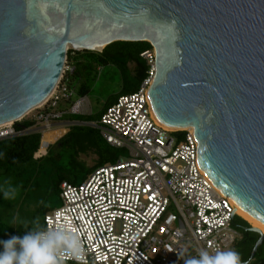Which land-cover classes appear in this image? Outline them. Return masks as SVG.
<instances>
[{
    "label": "water",
    "instance_id": "water-1",
    "mask_svg": "<svg viewBox=\"0 0 264 264\" xmlns=\"http://www.w3.org/2000/svg\"><path fill=\"white\" fill-rule=\"evenodd\" d=\"M114 42L150 44L155 119L191 130L199 171L264 227V0H0V126L51 95L69 48Z\"/></svg>",
    "mask_w": 264,
    "mask_h": 264
},
{
    "label": "built area",
    "instance_id": "built-area-1",
    "mask_svg": "<svg viewBox=\"0 0 264 264\" xmlns=\"http://www.w3.org/2000/svg\"><path fill=\"white\" fill-rule=\"evenodd\" d=\"M140 56L150 68L137 91L119 96L93 123L62 121L81 104L77 100L69 109L58 108L72 96L61 81L72 71L65 62L47 101L32 111L35 115L24 117L33 124L15 128L22 118L0 126V141L38 132L40 153L64 135V128L89 125L110 147L126 150L127 159L94 168L78 184L61 182V205L43 218V226L67 219L80 231L88 264H183L201 248L234 249L240 240L232 225L234 206L199 171L192 132L168 130L155 119L147 98L153 50ZM56 132L42 149L43 135Z\"/></svg>",
    "mask_w": 264,
    "mask_h": 264
},
{
    "label": "trees",
    "instance_id": "trees-1",
    "mask_svg": "<svg viewBox=\"0 0 264 264\" xmlns=\"http://www.w3.org/2000/svg\"><path fill=\"white\" fill-rule=\"evenodd\" d=\"M150 50H152V48L147 42H114L106 46L101 52L74 51L69 49L66 54V64L71 66L72 71L66 72L61 81L72 91V96L68 102H61L67 105V107L65 106L62 109H69L71 104L74 103L73 98L75 96H77V98H82L85 95V86L79 81L81 80V72L88 67L98 68L105 65H114L122 74L130 76L129 83L123 84V91L119 96L137 91L150 68L147 61L140 55ZM130 65H132L131 68ZM73 79L75 82H72ZM117 98L113 101L105 102L96 115L69 113L63 116L62 121L76 123L98 121L105 109L113 104ZM32 124L33 121L29 118H25L20 123L15 124V128H28ZM57 134H60V132L43 135L42 149L48 143H51L56 138L55 136H57ZM183 134L184 132H180L179 137L181 138ZM55 145H67L74 150V154L70 156L66 164L71 169H75L78 166L84 168L83 163L79 160V156L83 154H92L95 157V163L92 167L86 169L87 174L94 168L113 163L119 159L116 149L110 147L100 137L98 130L89 126L75 125L69 127L67 133L62 136ZM39 146L40 134L38 132L0 141V174L14 175L18 173L23 166H30L35 161L41 159V152L38 154ZM37 154L38 156H36ZM58 170L61 173H59L58 179L55 180L52 190L56 194L59 193L60 183L68 181V176L70 175L64 172V167H59L57 171ZM84 178L83 176L81 181H83ZM47 212L48 209L45 207L37 211L42 217V222H39L41 226H43V218ZM232 225L240 233V240L236 243L234 249L240 253L242 260H249L252 249L259 239V235L247 231L246 229L251 228V226L239 216L233 218ZM31 227L32 223L28 226V230H30ZM12 236H15L13 228L0 223V238L9 239ZM251 263L264 264V241L258 246Z\"/></svg>",
    "mask_w": 264,
    "mask_h": 264
},
{
    "label": "rangeland",
    "instance_id": "rangeland-1",
    "mask_svg": "<svg viewBox=\"0 0 264 264\" xmlns=\"http://www.w3.org/2000/svg\"><path fill=\"white\" fill-rule=\"evenodd\" d=\"M69 67L71 68V66ZM131 67L132 65H130ZM80 76L81 80L79 82L85 86V95L82 98H77V96L73 98L74 102L81 100V104L78 110L76 108L70 111L78 115H96L103 104L117 98L123 91V84H128L130 81V76L122 74L114 65H105L98 68L88 67L81 72ZM72 82H75V80L73 79ZM65 106L67 107V105L60 102L58 108L63 110L62 108ZM35 114L36 112H32L30 116ZM64 129L65 135L69 128ZM56 142L51 143L47 149L41 151V159L30 166H23L22 171L20 170L14 175L0 174V187L4 186V182L7 180L18 189L15 199L11 200H6L3 192L0 191V223L12 227L15 236L22 237L25 235L29 231L28 226L33 221L42 222L41 215L37 213L40 208L45 207L48 209L47 213H50L60 207L59 193L56 194L52 191L55 180L58 179L59 173H61L59 170L57 171L59 167H64V172L70 174L68 176L69 180L66 182L78 184L82 182L83 176L86 178L89 174L86 173V169L92 167L95 163V157L92 154H83L79 156V160L83 163L84 168L81 166L75 169L69 168L66 164L70 156L74 154V150L67 145H55ZM116 153L119 158L127 159L126 150L116 149ZM236 216L238 215L236 214ZM25 225H27V228ZM6 240L8 239L0 238V241ZM2 250V246H0V251ZM251 261L250 264H252Z\"/></svg>",
    "mask_w": 264,
    "mask_h": 264
},
{
    "label": "clouds",
    "instance_id": "clouds-1",
    "mask_svg": "<svg viewBox=\"0 0 264 264\" xmlns=\"http://www.w3.org/2000/svg\"><path fill=\"white\" fill-rule=\"evenodd\" d=\"M0 191L6 200L15 199L18 193L17 187L7 180ZM0 246L3 249L0 264H65L66 259L88 264L82 235L67 219L64 223L49 221L46 226H41L38 220L33 221L25 235L0 241ZM183 264H250V260H242L235 249L210 252L201 248L196 256L184 259Z\"/></svg>",
    "mask_w": 264,
    "mask_h": 264
},
{
    "label": "bare ground",
    "instance_id": "bare-ground-1",
    "mask_svg": "<svg viewBox=\"0 0 264 264\" xmlns=\"http://www.w3.org/2000/svg\"><path fill=\"white\" fill-rule=\"evenodd\" d=\"M50 96V95H49ZM49 96L43 101V103H45L47 101V99L49 98ZM42 103V104H43ZM40 107V106H39ZM30 112H32V110L28 111L26 114H29ZM12 122H9V123H6V124H3L1 126H4V125H9L11 124ZM159 123V122H158ZM160 124V123H159ZM163 126V125H162ZM165 127V126H163ZM166 129L168 130H171V131H178V130H183V129H173V128H167L165 127ZM187 131H190L191 130H187ZM227 197V196H226ZM234 212L235 214H237L238 216H240L242 219H244V221H246L252 228H255V229H258L262 234H264V227L261 226L260 224H258L257 222H255L254 220H252L251 218H249L246 214H244L239 208L235 207L234 206Z\"/></svg>",
    "mask_w": 264,
    "mask_h": 264
}]
</instances>
